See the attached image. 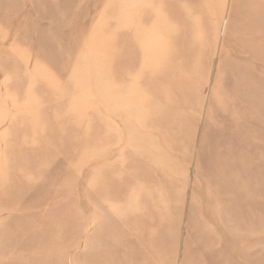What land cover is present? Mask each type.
<instances>
[{
	"label": "rangeland",
	"instance_id": "rangeland-1",
	"mask_svg": "<svg viewBox=\"0 0 264 264\" xmlns=\"http://www.w3.org/2000/svg\"><path fill=\"white\" fill-rule=\"evenodd\" d=\"M0 264H264V0H0Z\"/></svg>",
	"mask_w": 264,
	"mask_h": 264
},
{
	"label": "bare ground",
	"instance_id": "bare-ground-1",
	"mask_svg": "<svg viewBox=\"0 0 264 264\" xmlns=\"http://www.w3.org/2000/svg\"><path fill=\"white\" fill-rule=\"evenodd\" d=\"M141 18V17H140ZM140 21H141V19H140ZM143 21V20H142ZM141 46H142V48L144 49V54L146 53V50H145V46H146V43L145 42H141ZM119 60V59H118Z\"/></svg>",
	"mask_w": 264,
	"mask_h": 264
}]
</instances>
